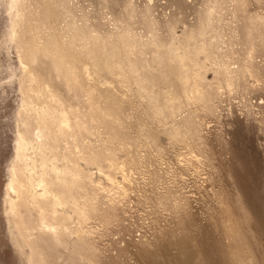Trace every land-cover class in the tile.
<instances>
[{
  "label": "rangeland",
  "instance_id": "1",
  "mask_svg": "<svg viewBox=\"0 0 264 264\" xmlns=\"http://www.w3.org/2000/svg\"><path fill=\"white\" fill-rule=\"evenodd\" d=\"M203 1L66 0L70 10L65 2L50 5L62 45L72 19L84 23L85 33L116 38L129 29L147 43L131 57L138 69L133 74H126V63L110 72L94 66L79 47H66L77 67L91 69L84 83L95 106L113 117L94 122L82 141L98 160L80 164L90 173V191L98 188L87 238L99 251L79 264H264V0H214L217 18L204 37L210 60L207 52L198 55L206 63L204 96L187 99L178 66L156 44L181 40L204 16ZM14 19L10 0H0V264H31L32 249L17 228L8 189L26 105L27 60L13 34ZM218 56L239 68L231 69V84L215 72ZM66 95L75 109L87 111L83 91ZM74 236L66 240L68 249L52 251L58 264L69 262Z\"/></svg>",
  "mask_w": 264,
  "mask_h": 264
},
{
  "label": "bare ground",
  "instance_id": "2",
  "mask_svg": "<svg viewBox=\"0 0 264 264\" xmlns=\"http://www.w3.org/2000/svg\"><path fill=\"white\" fill-rule=\"evenodd\" d=\"M58 1L36 0L35 4L25 7L22 5V0H10L11 11H15L13 34L20 40L22 55L27 61L24 66L23 79L26 105L23 112L21 111L22 129L18 164L13 169L8 189L13 194L11 209L17 228L32 249L31 264L57 262L55 258H52L55 257L52 251L56 250V247L68 249L66 240L73 234L76 237L73 244L74 251L70 252L69 262L65 264H79L84 255L91 259L97 250L99 251L93 245L94 241L91 242L87 238L92 232L88 224L92 213L97 208L98 188H95L97 194L96 190L93 191L94 193L90 191L91 176L82 167L80 160L86 163L98 161L91 151L94 148L90 149L92 145L89 147L82 141L94 122H99L101 117L106 120L113 117L107 113L108 111L104 112L95 106L92 101L91 87L84 83L91 69L87 67V64L84 68L77 67L78 64H75V60L67 52L66 47L74 50L79 47L78 51L85 53L93 61L94 66L103 67L110 72L117 71L116 68L122 69V64L128 65L126 74L138 71L137 66L135 67L136 63L134 64L137 61L133 62L131 57L136 49L143 52L147 47V43L136 39L133 36L135 33H131L129 29L119 31L120 34H116V38L102 37L103 35H99L98 32H96L98 34H91V29L89 33H85L84 23L80 26L81 24L79 25L76 19H72L65 28L67 29L65 32L69 30L67 39L64 38V30L59 29L60 38L65 39L62 45L56 37L58 28L50 20L52 16L50 5L57 9L58 5L66 3V0H60V4ZM203 2L206 7L203 8V10L206 9L204 16L197 25L183 32L181 40L176 42V37H174L172 42L164 46L156 44L158 49L168 50L171 59L178 66L181 73L179 79L186 86L185 97L187 99H202L204 96L200 85L204 79L202 69L206 63L200 62L198 55L210 50V44H206L204 40L206 34L209 33V28L215 25L217 18L214 0ZM68 5L66 3L63 8L66 6L70 10ZM44 25H49L50 28L49 26L44 28ZM43 28L45 33L46 28L49 29V33L45 36L42 33ZM199 37L202 42L191 43L197 41ZM212 38L211 43L216 48L218 39L215 35H212ZM118 42L121 44L119 45ZM209 57L208 60H210ZM214 59L217 76H222L227 84H231V75H235V72L231 73L239 68L234 69L231 66L229 68L225 59L220 56ZM134 77L136 80H141L140 75ZM73 89L84 92L87 111H78L73 107V103V106L68 103L66 92ZM173 101V98L168 97V104ZM172 111H174L173 105ZM109 165L114 167L115 163L110 161ZM85 251H87L86 254ZM90 253H92L91 257H89Z\"/></svg>",
  "mask_w": 264,
  "mask_h": 264
}]
</instances>
